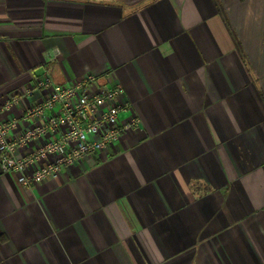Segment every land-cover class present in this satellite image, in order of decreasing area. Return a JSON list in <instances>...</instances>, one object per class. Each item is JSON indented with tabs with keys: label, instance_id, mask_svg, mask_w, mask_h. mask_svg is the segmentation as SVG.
Here are the masks:
<instances>
[{
	"label": "crops",
	"instance_id": "crops-1",
	"mask_svg": "<svg viewBox=\"0 0 264 264\" xmlns=\"http://www.w3.org/2000/svg\"><path fill=\"white\" fill-rule=\"evenodd\" d=\"M87 73L138 126L37 184L0 169V264H264V0H0V101Z\"/></svg>",
	"mask_w": 264,
	"mask_h": 264
},
{
	"label": "built area",
	"instance_id": "built-area-1",
	"mask_svg": "<svg viewBox=\"0 0 264 264\" xmlns=\"http://www.w3.org/2000/svg\"><path fill=\"white\" fill-rule=\"evenodd\" d=\"M95 77L87 73L71 82H54L45 75L23 94H11L0 101V115L20 97L45 94L21 116L29 123L17 137L11 134L17 119L0 118V169L11 173L22 185L56 178L65 165L79 163L86 155L114 145L122 133L137 127L130 115L119 114L127 105L119 101L118 84L93 86ZM21 148L27 149L25 153Z\"/></svg>",
	"mask_w": 264,
	"mask_h": 264
}]
</instances>
